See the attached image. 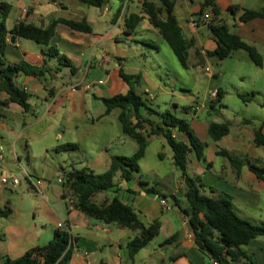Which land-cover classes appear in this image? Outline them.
Segmentation results:
<instances>
[{
    "label": "crops",
    "instance_id": "0c3cea01",
    "mask_svg": "<svg viewBox=\"0 0 264 264\" xmlns=\"http://www.w3.org/2000/svg\"><path fill=\"white\" fill-rule=\"evenodd\" d=\"M121 1L117 0V5L113 4L112 7L107 0L103 7H97L99 10H92L78 0H31V3L26 0H0L11 5L4 22L6 29H10L20 21L46 27L55 17L74 20L84 18L91 26L90 33H82L58 24L46 46L22 37H17L13 41H10L9 37L8 40L5 38L0 53V60L4 64L26 62L42 68L43 72L38 77L19 73L13 79L15 85L28 94L27 101L30 105L28 110H24L15 102L0 108V129L6 126L3 120H8L11 127L9 132H0V139L4 142L6 140V144L0 143V176L2 174L9 176L8 182L0 188V207H9L11 210L8 216L0 217V262L4 257L14 259L33 246L46 244L56 228L66 230L72 237L68 264H211L212 262L210 256L202 253L193 241V229H190L187 216L183 213L185 207L179 199L180 197L185 199L186 186L181 177L175 184L177 168L172 163V152L169 159L175 168L171 170V176L155 172V178L158 186H168L167 188L170 189L174 207L168 205L164 195L156 199L153 198L155 195L144 190L147 188L144 183H149L142 181V159L138 161V172L134 173L130 180L122 181L113 189L104 190L93 196L96 203H101L114 196L119 198L121 195L122 198H119L121 201L130 204L134 210L136 208L141 211L143 218H148L147 221L141 220L144 224L154 219L159 220V212L161 214L169 212L179 220L180 225L177 229L171 225V231L162 236L163 223L170 222L168 217H165L164 221L159 220L161 229L132 256L128 253L127 242L138 232L115 224H106L79 211L74 207L78 197L63 185V171L70 169L71 166L84 167L93 173H101L109 168L111 156H129L137 148L136 142H132L130 136L121 132L107 139L102 147L97 145L98 147H95L91 154L86 152L84 158L79 156L77 158L73 151H79V139H65V132L60 126L65 119L77 129L79 122L87 119L90 110L87 109L85 93L90 92L92 97L98 100L102 97L126 93L129 84L120 77L121 70L125 74L139 76L138 81L134 83L136 93H141L138 87L144 80L146 85L144 97L147 98L148 106L142 109L144 115L151 118V112L153 114L161 112L152 109L154 105L159 106L157 102L160 99L157 96L161 91L169 94V98L175 97L173 90L168 92L165 84L160 85L157 78L152 76L150 68L154 63L151 61L150 68L147 69L140 63L142 61L139 56L130 51L131 44L137 43L133 37V34L137 33L134 31L136 26L132 33L126 34L123 31L124 20L131 14L143 16L141 20L147 21L143 33L153 35V40L162 39L158 30L142 13L138 0H128L123 10L120 8ZM151 1L158 4L157 0ZM202 2L203 0L198 2L197 8H191L192 0H176L173 8V14L184 37L193 43L188 51V67L190 63L194 64L197 56H210L208 52L214 50L216 46L207 23L200 22L197 27H192L190 24L191 18L197 16L200 11L207 10V7H202ZM213 2L219 10L216 19L222 20L231 32L253 46L262 56L264 20L255 17L240 21L238 17L241 9H260L264 5V0H213ZM230 6H237L238 10L232 13L228 11ZM117 13L120 14L115 18ZM224 15L232 18L231 24L225 21ZM120 18L123 20L122 24H119ZM152 46L157 47V44L152 41ZM240 53L238 50H233L227 56L233 59L235 63L233 75L239 80V85L231 84L233 92L227 91L223 79L219 77L217 80L214 79L221 74L220 67L214 68V71L208 74L209 90L219 88L222 90L219 99L222 107L224 105L222 98L225 99L227 93L239 97V90L242 88L255 94H262L263 87L252 89L253 85L242 86L243 75L237 70L239 56L243 55ZM60 57L66 58L74 70L60 61ZM153 60L157 61L156 58ZM262 67L261 65L257 70H251L252 81L258 80ZM0 97L6 98V94L2 92ZM215 100L209 101L208 106L192 103L184 109L186 114L187 111L192 112H190L192 120H187L192 132L205 143L201 157H197L192 150L188 153L187 174L199 179L201 194L213 198L227 197L234 211H240L251 218L253 224L264 225V177H257L249 168L250 164L259 168L264 167V146L253 142L255 130L259 128L264 134V113L259 115L260 122L254 123L250 117L244 115V111H241L244 115L243 124L240 125V120L237 119L233 129L231 123L229 125L225 121L229 125V132L220 139L213 140L207 132V126L210 122H220L210 119L200 121L193 118L197 117L200 109L212 111L215 106L211 107L210 104L215 103ZM176 106L174 104V107ZM90 118L92 121L93 116L91 115ZM36 127L40 132H30ZM145 130H149L147 125ZM73 133H76L80 139L93 137L89 142L98 137L97 134H92L93 132ZM171 135L175 140L188 143L185 132L172 129ZM155 137L164 138L161 135H148L147 144ZM32 139L42 141L41 152H32L29 145ZM64 143H75L77 148L55 150L56 146ZM21 151L27 161H33L32 164L34 159L39 158L42 161L41 166L34 168L22 166ZM53 153L56 159L52 156ZM229 157L237 160L238 165L236 166ZM13 166H16L18 171L14 170ZM28 176L41 179V186L32 187L27 181ZM116 176L119 177L118 174ZM160 200H164L165 203L161 204ZM199 217L205 221L202 214H199ZM243 248L251 262L227 258L228 264H264V236L251 239Z\"/></svg>",
    "mask_w": 264,
    "mask_h": 264
},
{
    "label": "trees",
    "instance_id": "16d2710c",
    "mask_svg": "<svg viewBox=\"0 0 264 264\" xmlns=\"http://www.w3.org/2000/svg\"><path fill=\"white\" fill-rule=\"evenodd\" d=\"M78 1L88 6L103 7L107 0ZM138 1L142 13L147 17L149 23L158 30L178 63L183 68H187L188 51L193 43L184 37L173 14L176 0H159L158 4L151 0ZM202 7H210L213 15L207 25L216 46L214 50L208 52L209 55H215L217 58L223 59L229 56L233 50L243 49L251 62L260 67L262 58L257 50L244 42L237 34L231 32L222 20L216 19L219 10L213 0H203ZM10 10L11 5L9 3L0 2V53L6 37H9L10 41L22 37L46 46L54 35L55 27L58 24L66 25L70 29L82 33L91 32V26L84 18L74 20L62 17L52 18L46 27L20 21L10 29H6L4 22ZM237 10V6L228 8V11L232 13ZM255 17H261L264 20V5L256 10L241 9L238 19L246 21ZM141 18L143 16L137 14L126 17L124 20V33H132ZM59 60L69 66L72 71L74 70L66 58L60 57ZM42 72V68L26 62L4 64L0 60V94L2 92L6 94V98L1 99L0 97V108L8 105V103L15 102L24 110H28L30 108L27 101L28 94L15 85L13 79L19 73L38 77ZM119 75L129 84L127 92L100 99L105 106V115L110 113L112 109L119 108L118 120L121 131L135 140L137 148L129 156H111L109 168L101 173H93L88 168H75L74 166L66 171L62 170L63 185L78 197L74 207L98 221L137 231L138 233L127 242L129 255L132 256L146 245L158 233L159 220L154 219L144 225L137 217L132 206L121 201L118 197L114 196L108 201L96 203L93 196L109 189L113 184V177L117 174L122 180H130L133 174L139 170L138 161L144 155L147 136L161 135L171 149L172 163L180 171L181 178L186 186L184 197L189 211L184 209L183 213L187 216V221L193 229V241L197 248L202 253L208 254L218 264H228L227 258L231 260L243 259L250 263L251 259H249L243 247L251 239L264 236V225L252 224L239 217L227 197L213 198L200 193L201 183L199 179L187 174V155L192 150L197 157H201L205 143L194 135L189 122L185 118L177 117L168 110L157 114L159 117L158 122L144 115L141 107H148L146 104L147 98L136 93L134 89V83L138 81L139 76L125 74L121 70ZM221 96L222 90L219 88L217 89L216 101H219ZM239 97L243 101L247 100L242 94H239ZM213 103L210 104L211 107H214ZM145 125L148 126V131L145 130ZM172 129L185 132L188 136V143L175 140L171 135ZM207 132L211 139L218 140L229 132V125L226 122H210L207 126ZM253 142L256 145L264 146V134L259 128L254 132ZM75 148H77L75 143H64L56 146L55 150H73ZM219 153L224 152L219 151ZM229 158L236 166L238 165L237 160ZM249 168L257 177H264V167L259 168L250 164ZM144 190L152 192L154 188H145ZM10 212L9 207H0V217H6ZM199 214L203 215L205 221L200 219ZM215 233L216 236H214ZM71 241L72 237L66 230L56 228L46 244L33 246L14 259L4 257L0 264H68L71 256Z\"/></svg>",
    "mask_w": 264,
    "mask_h": 264
},
{
    "label": "rangeland",
    "instance_id": "374dc122",
    "mask_svg": "<svg viewBox=\"0 0 264 264\" xmlns=\"http://www.w3.org/2000/svg\"><path fill=\"white\" fill-rule=\"evenodd\" d=\"M159 3V0H157ZM187 1V0H186ZM193 3L191 4V8L198 6V2L202 0H192ZM26 2L31 3V0H26ZM111 6L113 7L117 5V0H109ZM114 2V3H113ZM87 8H91L99 10L97 7L84 5ZM102 10V9H101ZM142 10V9H141ZM119 12V11H118ZM202 12V11H201ZM120 13H117L118 17ZM225 21L229 24L232 22V18L229 16L224 15ZM122 18H120L121 20ZM116 21V20H115ZM114 22V21H113ZM123 20L119 22V24H122ZM147 24L146 20H141L137 25L136 29L134 30L135 34H133L134 40L137 41L133 42L131 44L130 51L133 52L135 55H138L140 58V62L142 65H145L148 68H150L151 61L154 63L152 65V68H150L152 76L156 77L157 80L160 82V85L165 84V88L168 92H171L173 90L175 93V97H170L169 94H166L165 92L161 91L160 94H158L159 106L154 105L152 109H155L156 111L163 112L165 110H168L172 112L175 116L180 118H185L186 120L190 121L192 120V116L189 111H187V114L184 111V108H188L189 104H199V105H205L208 106L209 101V92H210V77L208 76V72L205 71V67H208L210 71H214V68H221V74H218L215 80L219 77V79H223L224 85H226V89L228 92H233L232 85H239V80L235 78L234 69H235V63H233V59L231 57H225L220 62L221 59L217 58L215 55L210 56H197L194 64L190 63L188 68H183L177 61L175 55L171 51L170 47L167 45V43L163 39H156L153 40V35L144 34L145 31V25ZM145 38V40L143 39ZM152 41H154L157 44V47L152 46ZM240 54H243L242 56H239L240 62L238 63V73L240 75H243V87L248 85H253L252 89L256 88L259 89L260 87L263 91L262 94H255V92H250L244 90V88L240 89V94H243L247 98L246 101H243L240 97H237L236 94L229 95L227 93L226 96H224L225 99L222 98V103H224L223 107L220 105V101H216L214 103L215 108L211 110L207 109H200L197 113V117H194V120H200V121H227L234 129V123H236V120H240V125L243 124L242 116L246 115L247 117H250V119L254 123H259L261 118H259V115L264 113V50L262 54V69H261V75L258 78V80L252 81L253 73L251 70H257L259 66L254 65L251 60L249 59L247 53L243 49H238ZM153 58L157 59L155 62ZM231 58V59H230ZM160 66V68H159ZM63 67V66H61ZM145 83L144 80L141 81L140 86L138 87V91H140L141 95H145ZM151 91L154 92L150 88ZM254 93V94H253ZM84 94V93H83ZM87 94V109L90 110L89 115L87 116V119L79 122V127L76 129L70 125V122L66 121L65 119L61 122V128L63 132H65V139H79V145L80 148L79 151H73L77 155V158H84L85 153L88 152L91 154V151L94 150L95 147H102L104 143H106L107 139H109L111 136H114L116 134H121V126L120 122L118 120V113L119 108H114L110 113L103 114L105 106L101 100L94 99L90 92L85 93ZM174 104L177 105L174 107ZM226 105V106H225ZM143 109V107H141ZM241 111H244V115L241 113ZM192 113V112H191ZM157 114V113H156ZM153 114L151 112V118L156 120L158 122L159 117ZM93 116V119L91 121L90 116ZM3 122L6 123V126L4 128L0 129V132H9L11 130L10 122L8 120H3ZM30 132H40L38 131V128H34ZM49 132H55V131H49ZM73 132H93L92 134H97L96 140H91L93 137H83L82 139L78 138L76 133ZM51 138V137H50ZM52 139V138H51ZM132 142H135L132 138H130ZM10 141V140H9ZM72 141V140H69ZM6 142V140H5ZM4 141L0 139L1 144H6ZM30 148L32 149V152L39 153L42 151V141L38 139H32L29 142ZM98 145V146H97ZM5 146V145H4ZM54 152V151H53ZM171 149L169 145L167 144L165 138L162 137H155L151 141L148 142L146 145V149L144 152L142 159V181L148 182L144 183V185L149 188L152 186L154 188V191H152V195H155L153 198L156 197V199L164 195L167 199L168 205L173 206V198L171 196L170 189L167 188L168 186H158V182L156 180L155 172H161L162 174H167L168 177L171 176L172 172L175 167H173L172 163L170 162L169 156H170ZM159 155H162V157H159ZM55 159L57 158L56 155L53 153L52 155ZM82 156V157H81ZM140 159V160H141ZM139 160V161H140ZM33 161H27L25 154L21 151L20 152V163L22 166L28 168V167H39L41 166L40 159L36 158ZM14 167V166H13ZM18 168L15 166L14 170H17ZM176 176L174 178L175 184L178 182L179 178L181 177V173L178 169H176ZM190 172V171H189ZM190 176V175H189ZM192 177V175H191ZM195 178V177H194ZM144 179V180H143ZM125 180L120 179L119 177L115 176L113 177V184L109 187V190L113 189L114 186L120 185ZM157 183H156V182ZM120 183V184H119ZM166 184V183H165ZM167 185V184H166ZM178 186V184H177ZM180 197V196H177ZM119 198H122L120 195ZM180 203L185 207L186 211H189V207L183 197H180ZM135 213L137 214V217L141 221H147L148 218H143V214L141 211L137 210L135 208ZM159 212V211H158ZM236 212V211H235ZM165 214V216H163ZM237 215H239L242 218L247 219L249 222L253 221L251 218H248L243 214L242 212H236ZM159 220L164 221L165 217H168L169 222H164L162 229H161V236L163 234H167L168 231H171V225L177 229L179 227V220L174 217L169 212H163L162 214L159 212ZM145 219V220H144ZM141 221V222H142ZM143 223V222H142ZM144 224V223H143ZM253 224V223H252ZM146 225V224H144ZM161 225V224H160Z\"/></svg>",
    "mask_w": 264,
    "mask_h": 264
},
{
    "label": "built area",
    "instance_id": "2783aa9c",
    "mask_svg": "<svg viewBox=\"0 0 264 264\" xmlns=\"http://www.w3.org/2000/svg\"><path fill=\"white\" fill-rule=\"evenodd\" d=\"M128 0H122L120 4L121 10H123L127 4ZM106 10V8H104ZM212 18V12L210 7L207 8L205 12H200L197 16H194L190 20V24L192 27H197L198 23H208ZM6 40H8V37H6ZM205 71L208 72L209 74L211 73L208 67H205ZM210 100H214L217 98V90H211L208 94ZM1 157V153H0ZM9 176L7 174H2L0 176V188L4 186L8 182ZM27 181L32 187H39L42 184L41 179H33L28 176ZM161 204H164V200H160ZM211 264H218L215 260H212Z\"/></svg>",
    "mask_w": 264,
    "mask_h": 264
},
{
    "label": "water",
    "instance_id": "95a60500",
    "mask_svg": "<svg viewBox=\"0 0 264 264\" xmlns=\"http://www.w3.org/2000/svg\"><path fill=\"white\" fill-rule=\"evenodd\" d=\"M189 226H190V229H191L192 227H191V225H190V224H189Z\"/></svg>",
    "mask_w": 264,
    "mask_h": 264
}]
</instances>
